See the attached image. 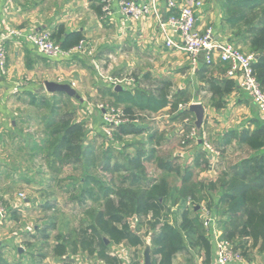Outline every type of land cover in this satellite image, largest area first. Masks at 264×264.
Instances as JSON below:
<instances>
[{"label": "trees", "instance_id": "16d2710c", "mask_svg": "<svg viewBox=\"0 0 264 264\" xmlns=\"http://www.w3.org/2000/svg\"><path fill=\"white\" fill-rule=\"evenodd\" d=\"M218 3L225 25L231 31L228 42L235 47L241 46L244 54L256 56L252 72L264 89V0H219ZM101 11L99 2L96 12L99 14ZM50 32L51 39L65 51L84 41L83 33L67 32L62 25ZM208 67L204 64L201 73L207 72ZM143 78L145 82L149 81V75ZM207 86L212 95L210 105L215 109L222 108L224 99L235 90L231 79L208 80ZM154 87L116 90L111 85L101 92V98L108 99L107 107L120 110L121 118L125 119L123 124L113 129L116 142H122L128 135L143 136L145 141L154 142L156 133L144 125L149 124L151 115L165 109L175 115L174 120L190 116L188 110L179 111V106L189 103L184 93L170 92L169 81L158 82ZM23 94L26 100L21 101L36 111L35 118L43 128L38 143L33 136L26 134V140L33 144L28 149L30 158L42 160L48 156L49 166L53 161L62 168L69 166L73 172H78V179L74 176L69 178L67 192L76 208L89 216L88 220L81 221L72 236L60 234L56 237L52 248L55 256L82 251L104 264H120L121 260L111 254V247L122 243L132 248L143 245L142 238L130 228L129 219L134 217L138 222L150 221L149 254L152 264H175L180 255L188 257L185 264H195L194 253L200 260L199 264H213L215 248L207 236L200 209H196L194 203L187 205L186 201H200L198 195L205 197L206 192L214 191H217L216 202L215 198L211 199L209 208L221 217L217 226L222 233L220 239L235 243L234 250L243 257L249 248L258 247L259 251H264V124L258 119L253 118L252 130L226 132L216 146L217 151L221 149L222 152L235 143L241 150L250 151V155L231 165L216 180L203 183L196 181L192 167L183 168L158 156L154 147L157 141L144 150L143 143H139L142 151L136 150L135 155L128 159L118 156L111 148L96 152L93 142L83 146L84 136H80L83 126L72 122L73 114H61V107L67 106L64 99L70 97L62 93L47 95L33 89L24 90ZM21 119V126L32 120ZM194 161L193 168H210L208 156L201 151L196 153ZM144 162L154 163L162 173L157 180L146 178ZM97 166L106 173L117 170L125 175L115 186L109 179L97 176ZM35 172L40 178L35 183L44 186L42 167L36 168ZM171 176L179 183L170 180ZM169 197L182 201L174 225L169 223L164 206V200ZM41 208L45 211L52 206L45 202ZM54 229V219H47L43 229L37 227L34 239L44 245L48 241V233ZM0 264L7 263L0 257Z\"/></svg>", "mask_w": 264, "mask_h": 264}, {"label": "crops", "instance_id": "0c3cea01", "mask_svg": "<svg viewBox=\"0 0 264 264\" xmlns=\"http://www.w3.org/2000/svg\"><path fill=\"white\" fill-rule=\"evenodd\" d=\"M110 1L111 14L106 15L102 11L99 14L96 12L100 0H13L10 3L0 0V31L8 28L22 33L52 31L62 25L67 32L83 33L84 42L92 50L91 56L76 54L69 59L51 60L39 54L25 39L12 38L6 43L7 75L0 74V200L4 205L7 218L0 222V257L7 264H83L82 254L68 253L63 257H57L50 250L46 252V248L43 249L40 246L41 243L34 239L37 227L31 231L23 220L29 216L28 213L33 209L34 202L20 190L29 193L30 188L33 189L38 184L35 183L37 181L36 159L30 158L28 150L33 144L26 140V134L29 131L24 126L15 125V117L19 119L22 114L18 109L12 110V101L26 100L23 91L30 89L27 87L20 94H12L10 90L19 89L18 83L21 81L24 84L23 80H26L25 85L31 84L30 87H32L38 84V78H40L43 85L48 80L46 76L52 73L60 77L59 79L68 77L70 81L73 79L78 81L79 77H85L86 69L94 72L92 68H99L100 63L108 59L109 64L117 69L115 68L112 76L107 78L109 85H104L106 80L100 82V74L94 72L97 76V79L93 81L96 96L100 97L101 92L111 85V80H120L116 86H119L121 90H132L137 83L144 81L143 77L149 75L148 82L151 84L169 81L172 88V82H176L178 87L173 93H184L189 100L188 106L196 103L202 105L204 119L201 129L207 125H213L216 128L217 142L231 130H252L253 118L264 124V118L252 105L249 96L236 80H233L235 90L224 99L222 108L215 109L210 105L212 95L208 92L207 81L229 79L227 64L215 59L214 63L208 67V71L201 73L204 65L202 58L192 64L186 54L176 53L164 47L158 23L153 16L140 22L124 23L125 19L118 10L121 0ZM133 1L147 2L148 0ZM175 1L185 5L200 0ZM158 7L162 12L164 11L163 0H158ZM196 27L200 33L211 28L213 39L216 41L231 39V32L227 31L220 8L215 11L214 6L209 7L206 3H202L196 10ZM143 58L149 61L151 68L139 71L140 75L136 72L126 74L127 70L136 68ZM62 65L68 66L71 70L66 71L67 69L61 68ZM90 65L92 68H89ZM185 80L187 84L183 82ZM53 82L64 84L63 80ZM194 82L198 84L196 90L193 87ZM181 83L182 86H180ZM163 111L168 112V109ZM163 111L151 115L149 124L144 125L156 135L160 129L154 124H157V115ZM168 115L173 117L170 121L171 125L176 126L179 120H174L175 115L170 112ZM191 117L194 118V115L190 112V116L184 120L188 121ZM6 122H9L8 125ZM168 142L166 145L169 144ZM196 145L197 152L188 156V162H192V168L196 153L202 152L201 143L197 142ZM157 146L158 144L154 147L157 149ZM216 146H212L211 149L218 152ZM207 174L209 176L213 174L211 163ZM46 176L49 177L44 172L41 178L45 180ZM38 187L44 188V186ZM20 195L22 197L19 198ZM241 259V262L237 264H264V251H259L258 247L249 248L246 257L241 256Z\"/></svg>", "mask_w": 264, "mask_h": 264}, {"label": "rangeland", "instance_id": "374dc122", "mask_svg": "<svg viewBox=\"0 0 264 264\" xmlns=\"http://www.w3.org/2000/svg\"><path fill=\"white\" fill-rule=\"evenodd\" d=\"M202 3H206L207 6L215 8V11L219 9V0H200ZM218 4V5H217ZM216 5V6H215ZM224 21V20H223ZM227 31H229V28H227ZM231 32V31H229ZM242 51V47H237ZM90 58V57H89ZM90 60V59H89ZM139 62V61H138ZM140 64V65H139ZM66 67V68H65ZM61 68L67 69L66 71H70L71 69L68 68V66L62 65ZM89 68H92L91 65ZM116 67L109 64V60L106 59L104 63H100L99 68H92L94 72H97L99 75L100 82L102 80H106L104 85H109V81L107 78L112 76V73L117 69ZM151 68V65L148 60H143L138 63V66L136 68L133 67L130 70L126 71V74H129L130 72H136L144 71L145 69ZM95 69H97L95 71ZM99 71V72H98ZM94 72L90 69L85 70V77H79V80L76 81L73 79V81H70L67 78H61L59 79L55 73H52L47 77L48 80L46 81H64V84L70 85L75 92L78 94L81 101L75 99V98H65V105L67 106H60L61 107V114H73L72 116V122L79 123L83 126L84 131L81 133V138L83 139V146L90 142H93L95 144V151L96 152H104L108 149H114L115 153L118 156H124V159H128L135 155L136 150L141 149V145L139 143H143L144 146H142V149H149L150 146L152 147L153 144H156V141L158 142L157 146V154L161 158H166L165 160L171 161L172 163H176L177 165L185 168V167H192V162H188V156L190 154H194L197 152V142L201 143L202 145V152L205 153L208 158H211L209 161L211 163V168L213 170L212 175H208L207 171L208 169L203 168H192L193 171L196 174V181L197 182H203V183H210L223 173V171L227 170L231 165L237 163L239 160L247 157L250 155V151L247 149L241 150L239 147L236 146L235 143H233L231 146L224 148V151L221 152V149L219 150L220 153L216 152L213 148L212 151L206 149L204 146V142L208 144L210 147L216 146L217 141L215 139V130L216 128L213 125H207L206 127H203L200 130H197L194 126L195 119L191 117L188 121L187 120H179L177 122L176 126L171 125V120L173 117L168 115L167 111H163L159 113L157 124H154V126H158L160 129V132L156 135V140L152 143H149L144 140L143 136H133L128 135L123 137L122 142H116L113 138V132H109L110 126L107 122V120H117L116 112L117 110H114L111 107H107V98H101L94 92L95 83L93 82L95 79H97V76L94 75ZM76 74V73H74ZM139 74V73H138ZM124 75V74H123ZM140 75V74H139ZM61 76H63L61 74ZM118 76V75H117ZM123 77V76H121ZM119 79V78H118ZM24 84H19V89L13 88L10 90L12 94H20L21 91L24 90V88L29 87L30 89L36 88L37 91H43V85L41 83V79L38 78V84L36 86L29 84V86L25 85L26 80ZM200 81V80H199ZM182 82V81H181ZM187 84L186 80L183 81ZM198 82V81H197ZM111 86V85H110ZM150 87L151 89L155 88V84H151L150 82L141 81L139 84L137 83L135 87L138 88H146ZM182 86V83L181 85ZM104 88V86H102ZM176 87H178V84L176 85V82H172V88L170 89V92L175 91ZM184 87H187L184 85ZM194 89H198V84L194 82L193 84ZM19 90V91H18ZM12 110L18 109L19 112L22 114L21 117H15L17 126L21 125L19 124V120L21 118L28 120L29 118H32L30 120L29 124L25 125L24 128L27 129L28 135L33 136L35 139V142H39L41 139V133H42V126L37 122L35 117L36 111L34 109H30L25 106V103L22 101H12ZM188 108L187 105H181L179 106V111H184ZM120 112V110H119ZM34 116V120H33ZM114 117V118H113ZM120 119V118H119ZM22 120V119H21ZM226 120H229V118ZM9 122H6L8 125ZM86 134V136H85ZM204 136V137H203ZM176 138V139H174ZM172 140V141H170ZM169 141V142H168ZM167 142L169 143L168 145ZM112 144L114 146L112 147ZM139 145V146H138ZM154 146V145H153ZM141 149V151H142ZM218 149V148H216ZM47 155V154H46ZM123 158V157H122ZM52 160V159H51ZM121 160V159H120ZM49 158L48 156L44 157L42 160H36L35 162V168L42 167L43 172L46 173L49 177L46 176L44 182V188L39 189V185L35 188H30L29 193L25 190H20V192L24 193L26 197L30 198L33 203V209L28 213L29 216H27V219H23L25 224L27 225V228H30L32 231L35 227H39L41 229L44 228L45 221L47 219L53 218L55 221V229L51 230L48 234L49 238L44 245H40L43 249L46 248V252L49 250L52 251L53 246L56 243V237L58 235H65V236H72L76 228L80 225L82 220H88L89 216L85 213H82L79 208H76L75 204L72 202L69 193L67 192L68 188V180L70 177H73L78 179L79 173L73 172L72 169L67 166L63 167L56 165L53 161H51V165L49 166ZM143 166L145 167L146 171V178L150 180H157L161 176V172L156 168L154 163H143ZM97 173V176H101L102 178L109 179L115 186L118 184L120 178L124 176V173H121L117 170H112V172H105L101 170L99 166H97V169L95 170ZM53 178V179H52ZM170 180L174 181L175 183L179 180L175 178L174 176L170 177ZM38 181V176H37ZM124 189L127 188V184L123 186ZM21 188V186H20ZM121 191V190H120ZM206 192L205 197H201L198 195V197L201 199L200 201H193V200H187L186 204L194 203L196 205V209H200V216L202 219V223L207 230V236L212 240L214 244V239L217 238L215 241L220 240L221 242L227 243L228 250L227 252L231 255L237 254V250H234L235 243H231L230 241L226 239H220V236L222 235L221 231L217 229L218 222L220 221L221 217L219 214L215 213L214 211H211L209 208V204L211 199L215 198L214 202H216V196L217 191ZM22 197V195L19 196V198ZM49 202L52 206L49 210H42L41 206L45 203ZM182 204L181 200H173V198L169 197L164 200V206L167 209V216L169 223L174 225L175 222L178 220V210L180 205ZM4 206V205H3ZM149 219L141 220L140 222L137 221L134 217H131L129 219L130 228L131 230L139 235L142 238L143 245L138 248H132L128 246L125 243H122L118 246L111 247V254L118 257L121 262L120 264H143L144 263V254L146 251L148 253L150 252V238H151V229H150V223ZM23 224V222H22ZM207 224V225H206ZM24 225V226H26ZM206 225V226H205ZM78 254H82V263L83 264H104L103 262H100L96 260L94 257L88 256L84 252H78ZM150 255V254H149ZM215 252H214V259H215ZM151 258V256H150ZM188 257L186 255H180L177 257L175 264H185V261ZM193 261L195 264H199L200 260L197 257V254L194 253L192 255ZM229 264H237L235 262H231Z\"/></svg>", "mask_w": 264, "mask_h": 264}, {"label": "built area", "instance_id": "2783aa9c", "mask_svg": "<svg viewBox=\"0 0 264 264\" xmlns=\"http://www.w3.org/2000/svg\"><path fill=\"white\" fill-rule=\"evenodd\" d=\"M12 2L13 0H4ZM102 12L110 15V0H100ZM165 4L162 12L158 7V0H148L147 2H135L133 0H121L118 4V10L121 16L127 22H140L153 16L160 31V36L164 47L176 53L186 54L191 63L195 64L199 58H202L203 64L211 66L217 59L221 63L228 65L227 77L236 80L238 85L247 93L250 102L264 118V89L256 81L252 64L254 57L246 55L228 41H216L213 39V30L207 28L200 33L196 27V10L202 5L201 1L190 4L180 5L175 0H163ZM12 38H22L29 42L39 54L47 59L61 60L69 59L76 54L92 55V50L84 41L70 49L62 50L61 47L51 39V32L48 30L40 32L22 33L8 28L0 31V74L7 75V50L6 43ZM120 83V80H111L114 87ZM117 120H107L110 130L125 122L121 118L119 111L116 112ZM114 118V117H113ZM120 118V119H119ZM204 137V136H203ZM205 148L213 152L211 147L203 143ZM6 211L0 200V222L6 219ZM207 225V224H206ZM205 225V226H206ZM215 261L214 264H229L231 262H241L239 253L231 255L227 252V243L220 240L215 241Z\"/></svg>", "mask_w": 264, "mask_h": 264}, {"label": "water", "instance_id": "95a60500", "mask_svg": "<svg viewBox=\"0 0 264 264\" xmlns=\"http://www.w3.org/2000/svg\"><path fill=\"white\" fill-rule=\"evenodd\" d=\"M256 59V56L254 57V60ZM116 90H121L119 86H116ZM43 90L47 94H55V93H62L70 98H75L79 101L81 99L79 98L78 94L75 92V90L68 84H62V83H56V82H51V81H45L43 83ZM189 112H191L194 115L195 122L194 126L197 130L201 129L203 119H204V109L202 105L200 104H191L188 106L186 109ZM143 264H152L150 255L148 251L145 252L144 254V263Z\"/></svg>", "mask_w": 264, "mask_h": 264}]
</instances>
